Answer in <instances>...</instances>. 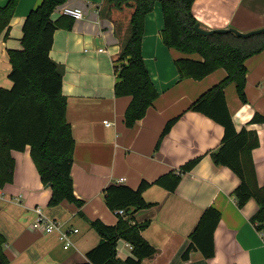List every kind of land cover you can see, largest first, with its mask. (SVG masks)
Wrapping results in <instances>:
<instances>
[{
    "label": "crops",
    "instance_id": "crops-1",
    "mask_svg": "<svg viewBox=\"0 0 264 264\" xmlns=\"http://www.w3.org/2000/svg\"><path fill=\"white\" fill-rule=\"evenodd\" d=\"M8 0H0L4 7ZM42 0H20L8 32L0 35V89H10L12 66L8 51L20 50L23 25ZM105 0H69L56 9L51 59L63 74L62 92L67 99V121L75 141L72 179L74 194L83 205L64 202L50 206L52 190L41 181L31 149L12 151L14 180L0 189V234L9 264H84L87 254L101 238L94 221L107 226L119 218L106 204L104 190L123 185L137 190L142 182L154 183L161 176L178 172L189 161L201 158L194 170L182 176L175 192L152 185L143 194L151 207L134 213V223L147 224L142 237L156 254L142 264H264V233L252 222L259 209L255 199L239 207L233 195L239 178L228 168L216 166L210 153L217 150L224 128L210 118L186 111L201 95L220 83L226 72L215 71L200 81L182 80L176 68L180 58L199 60L169 49L163 40L164 18L157 3L146 17L142 43L144 63L159 97L146 116L132 128L124 123L130 97H116V61L122 51L130 23L128 12L105 9ZM65 7L79 8L82 20L63 15ZM193 14L205 30L235 29L248 33L264 28V0H196ZM125 23V27L121 26ZM246 97L243 104L234 84L225 90L227 105L237 132L254 131L259 146L252 152L256 185L264 188V52L246 61ZM179 117L162 140L166 124ZM105 122L111 123L110 127ZM122 181V182H121ZM71 229L73 247L64 249L56 233L32 231L35 208ZM214 207L221 219L214 231L215 254L205 258L198 250L183 255L204 212ZM117 257H133L125 241L117 246Z\"/></svg>",
    "mask_w": 264,
    "mask_h": 264
},
{
    "label": "trees",
    "instance_id": "trees-1",
    "mask_svg": "<svg viewBox=\"0 0 264 264\" xmlns=\"http://www.w3.org/2000/svg\"><path fill=\"white\" fill-rule=\"evenodd\" d=\"M69 0H42L25 19L20 50L8 51L12 70L10 89H0V189L14 180L15 160L12 151L31 149L32 159L41 181L52 190L50 206L64 202L82 207L83 203L74 194L71 175L74 161L75 141L67 121V99L63 95V74L51 59L54 33L61 27V19L54 21L53 14ZM196 0H105V9L110 15L128 12L130 23L122 51L116 61V97H130L124 123L132 128L141 121L159 97L148 69L144 63L142 43L146 17L161 4L164 29L162 36L169 49L183 55H198L199 60L180 58L176 68L182 80L200 81L217 70H224L226 77L201 95L186 111L202 114L224 128V135L217 150L210 153L216 166L230 169L240 180L233 192L238 206L243 207L255 199L259 209L252 218L258 231L264 233V188L256 185L252 152L259 146L254 131L246 128L237 132L225 97L230 84L236 87L237 95L246 104V61L264 52V33L250 38H241L233 33L204 36L195 31L198 24L193 5ZM20 0H8L0 6V35L8 32ZM70 18V17H69ZM65 24L70 29L72 22ZM179 117L170 120L160 140L169 134ZM253 124L264 123V117L255 115ZM196 158L178 172L161 176L154 183L142 182L137 190L113 184L103 194L108 207L119 220L114 226L94 221L91 226L99 234V245L87 254L84 264H142L152 258L156 249L143 237L147 224L134 223L136 211L152 204L146 202L144 192L152 185L168 192H175L182 176L191 172L200 163ZM123 210L124 216L118 211ZM221 219L220 212L208 208L192 233L191 244L183 255L188 259L193 250L200 251L205 258L215 254L214 231ZM125 241L132 247L133 257L121 261L117 257V246ZM5 239L0 234V264H9L4 253Z\"/></svg>",
    "mask_w": 264,
    "mask_h": 264
},
{
    "label": "built area",
    "instance_id": "built-area-1",
    "mask_svg": "<svg viewBox=\"0 0 264 264\" xmlns=\"http://www.w3.org/2000/svg\"><path fill=\"white\" fill-rule=\"evenodd\" d=\"M62 13L73 20H82L84 18V13L79 8L65 7ZM105 125L110 127L111 123L105 122ZM34 211L37 217L30 225V229L32 231L42 232L45 234L56 233L59 236L60 241L64 244V249L67 250L73 247L74 242L72 240V235L77 234L79 230L66 227L63 223L48 217L40 207H36ZM118 214L120 216H124L125 212L120 210L118 211ZM129 247L132 249L130 245Z\"/></svg>",
    "mask_w": 264,
    "mask_h": 264
},
{
    "label": "water",
    "instance_id": "water-1",
    "mask_svg": "<svg viewBox=\"0 0 264 264\" xmlns=\"http://www.w3.org/2000/svg\"><path fill=\"white\" fill-rule=\"evenodd\" d=\"M195 31L201 35H204V36H210L212 34H225V33H233L235 34L236 36L238 37H241V38H250L252 36H256V35H260V34H263L264 33V28L262 29H259V30H255V31H251V32H248V33H243V32H240V31H237L235 29H220V30H205L203 29L200 24L198 23L196 26H195Z\"/></svg>",
    "mask_w": 264,
    "mask_h": 264
},
{
    "label": "rangeland",
    "instance_id": "rangeland-1",
    "mask_svg": "<svg viewBox=\"0 0 264 264\" xmlns=\"http://www.w3.org/2000/svg\"><path fill=\"white\" fill-rule=\"evenodd\" d=\"M115 12H116V11H115ZM112 14H113V13H112ZM112 14H111V15H112ZM121 26H123V28H124V27H125V23H122Z\"/></svg>",
    "mask_w": 264,
    "mask_h": 264
}]
</instances>
